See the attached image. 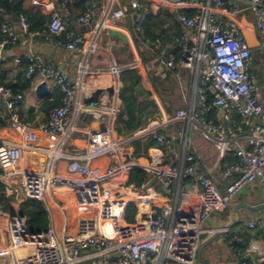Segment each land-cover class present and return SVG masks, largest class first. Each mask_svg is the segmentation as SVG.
I'll return each mask as SVG.
<instances>
[{"label": "built area", "instance_id": "1", "mask_svg": "<svg viewBox=\"0 0 264 264\" xmlns=\"http://www.w3.org/2000/svg\"><path fill=\"white\" fill-rule=\"evenodd\" d=\"M116 1H110L107 18L111 23L127 16ZM52 3L54 6L50 8L49 21L44 28L31 30L24 15L18 16V26L29 36L45 40L54 47L81 50L86 42L84 34L71 29L64 19L70 14L68 0H52ZM33 4L39 1L33 0ZM129 6L135 32H139L145 15L152 8L173 13L181 26L176 40L178 57L173 53L164 56L157 39L145 40L163 68L174 73L179 69L188 71L190 86L185 108L177 109L169 118L170 122L179 123L176 135L153 134V139L167 148L170 156L175 155L173 140H179L181 164L164 173L152 172L164 177L160 180L164 195L171 193L176 180L178 192L195 195L197 207H189L176 197L160 208L141 206L142 202H138L136 221L127 222L128 205L136 201L138 193L151 194L155 188L150 180H143L139 185L127 183L123 175L115 184V162L109 163L102 179L88 177L90 158L104 154L112 160L116 158L117 142L108 131L92 135L83 157L69 161L68 170L78 173L77 179L58 176L53 172V165L42 172L13 173L21 160L20 147L1 142L0 183L19 177L24 197L40 201L57 187L70 189L76 193L80 205L94 208L97 213L96 222L82 226L76 235H68L64 229L57 235L51 227L30 233L23 216L17 212L11 216L0 208V229L7 231L10 237L9 251H28L21 258H13V264H197L203 236H217L227 244L230 233L227 225L202 228L201 224L214 212L229 211L233 198L246 184L257 182L264 194V86L258 84L254 72V50H258L264 62V0H155V3L130 0ZM247 12L252 16L250 21L259 43L256 49L248 47L239 28L240 17ZM95 14L96 6L85 2L77 21L89 25ZM168 24L166 22L164 27ZM101 26L95 23L92 29L97 31ZM0 30L7 36L0 47L16 40L14 24L3 22ZM26 60L24 76L27 80L38 76L53 81L60 89V105L52 108L46 120L37 125L40 133L57 136L70 121L76 84L65 70L43 60L38 53H28ZM109 69L113 72L114 66ZM21 99V93H12L0 85V118L7 109L9 125L22 130L30 126L21 123L15 112ZM194 133L211 143L219 160L227 153L237 159L220 168L223 188L211 176V169L199 172ZM112 184L115 186L111 187ZM125 194H132L133 198L128 200ZM245 226L261 228L264 233L258 220H248ZM233 241L241 242V239L234 236ZM232 254L239 255L236 249H232ZM244 254L264 264V237L250 240ZM233 262L231 264H236ZM0 264H3L1 258Z\"/></svg>", "mask_w": 264, "mask_h": 264}, {"label": "crops", "instance_id": "2", "mask_svg": "<svg viewBox=\"0 0 264 264\" xmlns=\"http://www.w3.org/2000/svg\"><path fill=\"white\" fill-rule=\"evenodd\" d=\"M37 1H39V4L36 5L33 4V0H26L24 7L30 12L40 14L44 18L45 25H47L49 11L54 4L52 0ZM110 1L83 0L81 5L78 0H68L70 14L64 16V19L71 29L84 34L86 42L81 50L74 51L57 48L45 40L29 36L24 31L15 33L16 40L13 43H7L8 47H4V45L0 47V82L3 85L5 84L14 90H18L16 88L17 82L26 79L24 76L27 66L26 57L30 52L38 53L43 60L51 61L65 70L76 84L75 106L70 121L63 133L57 136H50L40 133L37 130V125L47 118L48 112L43 107V103L51 100L54 93L56 96H60L61 99L60 89L51 80H42L38 76L30 79L29 87L20 92L22 99L15 108L21 123L29 124L30 127L22 130L13 128L9 125V120L3 117L6 125L0 127V143L3 142L20 147L21 160L13 173L42 172L49 165H53V172L58 176L77 179L80 175L71 173L68 170L69 161L73 158L81 159L83 157L92 135L108 131L113 134L117 142L116 158L112 160L107 154L90 158L87 163L89 178L102 179L109 163L115 162V184L118 182L119 177L124 176L128 170L141 169L148 174L151 186L155 188L154 192L148 195L156 194V191L161 193L163 196L162 205L176 197L178 201L182 200L189 207H197L195 195L188 192H178V182L176 180L173 181L171 186V193L164 195L160 189V180L164 179V177L157 176L152 172V170H157L164 173L177 169L181 164L179 140L177 138L173 140L172 147L175 155L170 156L167 148L161 147L153 139V134L176 135L179 123L170 122L169 118L177 109L185 108L186 99L190 94L189 73L180 69L175 71V73L171 71L175 79L174 85L165 89V91L168 90L166 92V101L162 102L151 85L149 75L151 72L161 76L166 69L154 57L153 49L145 41L147 38L138 34V32H132L133 21L129 14L130 0L116 1L127 12L126 18L117 23H111L107 18L110 10ZM151 1L155 3V0ZM85 2L96 6V14L89 25L80 24L77 21V18L83 13ZM171 16L174 18L173 13H171ZM9 17L10 15L6 17V22L14 24L9 20ZM246 17L248 18V16ZM167 22H169L167 33L172 35L173 20L169 19ZM95 23L102 25L97 31L92 29ZM176 40L177 38L174 37L173 45H176ZM160 47L164 53L167 48L169 49L168 53H173L174 46L168 44L162 46L160 43ZM111 66H114L113 72L109 69ZM131 68L136 69L144 88L150 92V98L158 107L159 113L131 133L118 135L114 130V120L121 104L119 99V88L121 87L119 73ZM41 81L45 82L47 88L48 95L45 98H39L34 91L35 86ZM262 94L264 96V93ZM168 105H171L170 111L167 110ZM192 137L195 156L199 164V172L204 173L207 169H211V176L223 188L222 180L219 178V163L221 160H219L216 149L197 133H194ZM147 138H152L154 144L144 148V142ZM209 149L213 154L212 156L207 154ZM0 173H2L1 170ZM0 185L3 187L6 196L13 197L10 202V210L6 212L0 206L1 210L10 214L18 213L19 203L26 199L22 192L20 178H8L1 182ZM114 186L113 184L111 185V187ZM125 197L131 200L133 195L125 194ZM41 202L48 213L49 227L53 228L57 235L63 229L68 235H76L82 226L96 222L97 213L95 209L80 205L77 201L76 193L70 189L57 187ZM140 202H142L141 206H147L145 201ZM263 203L264 194L261 187L257 182H251L238 191L231 202L229 211L212 213L201 224V227L228 225L235 219L233 208L238 206L237 212L240 216V221L229 227L230 233L236 232L242 226L246 227L245 224L248 220H245L244 217L247 214L252 216L250 220H258L264 228V207L249 211L243 206V204L259 206ZM235 225H238L239 228L233 231L232 227ZM212 237L203 236L201 244ZM9 245L10 237L7 231L1 228L0 258L3 264H13V258H20L16 255L17 250L13 253L9 251ZM216 245H222L225 250H229L227 244L220 241L217 236L207 243L204 248H208L207 250L210 252ZM27 252L24 250L25 254ZM231 260L232 257L229 253L226 260H219L220 262L217 263L231 264Z\"/></svg>", "mask_w": 264, "mask_h": 264}, {"label": "trees", "instance_id": "3", "mask_svg": "<svg viewBox=\"0 0 264 264\" xmlns=\"http://www.w3.org/2000/svg\"><path fill=\"white\" fill-rule=\"evenodd\" d=\"M26 0H0V25L6 22V17L11 14L24 15L26 16L31 30H39L44 28L45 22L44 18L38 14L28 11L24 7V2ZM80 1L81 5L83 0ZM189 14V12H187ZM246 15V13H244ZM247 16V15H246ZM173 20V33L172 35L167 33L169 30L164 27V24L169 20ZM248 19H251L248 17ZM172 18L171 13L168 12H158L155 8L149 10L145 15L143 22L140 25V30L138 34L144 36L150 41H155L156 39L161 43L162 46L168 44L173 47V53L178 57V44L173 43V38H178L181 33V27L179 23ZM8 23V22H7ZM166 28V29H164ZM132 32L134 28H131ZM0 30V43L6 39ZM9 45L5 44L4 47ZM156 58V56H154ZM146 60V59H144ZM157 60V58H156ZM150 82L156 91L157 95L160 97L162 102L166 101L165 89L171 88L174 85V77L171 71H163L162 75L150 72ZM119 81L121 87L119 88V99L120 108L116 114L114 120V130L118 135H127L135 130L137 127L146 123L148 120L155 117L158 113V107L150 98V92L146 90L141 82V78L137 73L136 69H126L119 73ZM3 85V83L0 82ZM30 81L24 79L23 81L17 82L16 88L18 90L12 89L8 85H3L5 88H9L12 93H20L23 89L28 88ZM60 105V96L52 95V99L45 101L43 107L49 112L52 108ZM171 105H168L167 110L170 111ZM233 118L239 121V117L233 114ZM6 125V121L0 118V127ZM154 140L152 138L145 139L144 148L152 146ZM138 149V148H137ZM237 161L231 153H227L220 161L219 166L222 168L225 164L235 163ZM124 178L127 183H133L139 185L143 180H149L148 174L141 169H130L124 174ZM13 199L12 196H6L3 187L0 185V206L6 212L10 210V202ZM163 196L161 193L156 191V194L148 195L144 192L138 193L137 199L134 203L129 204L126 209L125 220L129 223L136 221L137 219V203L140 201H145L148 207L160 208L162 206ZM18 214L23 216L25 219V227L30 233H39L45 231L49 227L48 213L40 200L34 198H26L18 205ZM236 236L241 239V242L233 241V237ZM264 233L261 228L248 229L242 226L236 232H231L227 237V247L230 250L232 257L231 261L236 264H240L244 261V264H258L254 258L246 256L244 254L245 248L250 240L263 238ZM232 249H236L239 255L232 254ZM233 262V263H234Z\"/></svg>", "mask_w": 264, "mask_h": 264}, {"label": "water", "instance_id": "4", "mask_svg": "<svg viewBox=\"0 0 264 264\" xmlns=\"http://www.w3.org/2000/svg\"><path fill=\"white\" fill-rule=\"evenodd\" d=\"M9 20L14 23V31H15V33L22 32V29L18 26V20H19L18 19V15L11 14L10 17H9ZM82 28H84V27H82ZM239 28H240L241 34H242L243 38L245 39L248 47L251 48V49H256V47L258 46L259 43H258V40H257L256 35H255L254 25H253V23L250 20H248V18L245 15H242L240 17ZM168 52H169V49L167 48L165 50L164 55L167 56ZM34 91H35L36 95L39 98H45L48 95L47 88L45 86V82L44 81L39 82L35 86ZM9 117H10V113L8 112L7 109H4V119L9 120ZM243 206L246 209H248L249 211H254V210L258 209L259 207H264V203L260 204L259 206H249V205H246V204H243ZM237 208H238V206H235L233 208L235 219L227 225L228 227H231L232 225H234L235 223L240 221L239 220L240 216H239V214L237 212ZM11 216H14V213H11ZM251 217L252 216L250 214H247L244 217V219L245 220H250ZM214 237L215 236H213L210 240H208L207 242H205V243L200 245L199 250H198V254H197V264H202L200 262L201 251L207 245V243H209L210 241H212L214 239Z\"/></svg>", "mask_w": 264, "mask_h": 264}, {"label": "rangeland", "instance_id": "5", "mask_svg": "<svg viewBox=\"0 0 264 264\" xmlns=\"http://www.w3.org/2000/svg\"><path fill=\"white\" fill-rule=\"evenodd\" d=\"M246 14L248 17L251 18L250 12H247ZM254 53L256 55L254 72L257 74L258 84L260 86H262V85H264V62L262 60H260L258 50H254ZM262 93H264V88L262 89ZM210 151L211 150L209 149L208 152H210ZM208 152H207L208 155H211V156L213 155L212 152H210V153H208ZM0 226H2V225H0ZM238 228H239V226L235 225L234 227H232V230L235 231ZM220 246L216 245L215 247H213L211 249L210 252L207 250L208 248H204L200 254V262L202 264H218L217 262L226 260L230 251L225 250V248H223L222 245H220ZM222 249H223V252H222ZM210 253H212V254H210Z\"/></svg>", "mask_w": 264, "mask_h": 264}, {"label": "bare ground", "instance_id": "6", "mask_svg": "<svg viewBox=\"0 0 264 264\" xmlns=\"http://www.w3.org/2000/svg\"><path fill=\"white\" fill-rule=\"evenodd\" d=\"M24 250L25 249H23V250L22 249H17V253H16L17 257H20L21 258V256L25 255Z\"/></svg>", "mask_w": 264, "mask_h": 264}]
</instances>
